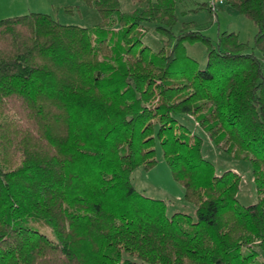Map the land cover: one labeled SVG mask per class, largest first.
<instances>
[{
    "label": "trees",
    "instance_id": "1",
    "mask_svg": "<svg viewBox=\"0 0 264 264\" xmlns=\"http://www.w3.org/2000/svg\"><path fill=\"white\" fill-rule=\"evenodd\" d=\"M80 1L98 23L0 19V264H264V0L223 4L255 25L252 45L193 20L175 30L177 0ZM197 42L202 67L186 50ZM201 134L250 162L254 203L202 156ZM158 149L192 213L132 184Z\"/></svg>",
    "mask_w": 264,
    "mask_h": 264
},
{
    "label": "rangeland",
    "instance_id": "2",
    "mask_svg": "<svg viewBox=\"0 0 264 264\" xmlns=\"http://www.w3.org/2000/svg\"><path fill=\"white\" fill-rule=\"evenodd\" d=\"M202 1L177 0L175 12L178 17V24L175 30L179 29L182 21L193 20L212 39H215L221 31L230 30L238 33L241 42H248L252 45L253 36L256 32V27L252 21L235 10L230 8L225 10L226 5H222L215 16L210 15L209 11L204 7L197 10L192 9ZM119 2L122 11H129L136 7V4L130 0H119ZM65 7H71L72 12H66ZM0 8L3 9L1 13L3 15L0 16V19L28 12H42L50 14L60 23L84 27H91L100 20L97 11L80 0H0ZM144 28L143 42L154 51L158 50L161 46V36L154 31L153 24H145ZM186 50L189 56L198 61L200 67L204 66L206 54L202 43L188 44L186 45ZM254 52L259 55L258 50L254 49ZM189 119L192 120V118ZM188 124L192 126L190 121ZM193 127L197 128L198 126L193 122ZM201 135L203 137L202 156L214 164L217 173L227 169L236 171L241 178L237 193L239 202L243 205L254 203L257 197L250 162L248 160L233 159L215 146L205 134ZM156 158L157 164L153 168L144 170L142 167H138L131 173L132 184L143 195L162 199L167 206V214L169 215L176 211L192 213L194 207L183 199V187L172 178L170 169L160 149L157 150ZM28 224L46 234L49 238H54L52 229L43 221L29 219ZM258 258L264 259L261 255Z\"/></svg>",
    "mask_w": 264,
    "mask_h": 264
},
{
    "label": "built area",
    "instance_id": "3",
    "mask_svg": "<svg viewBox=\"0 0 264 264\" xmlns=\"http://www.w3.org/2000/svg\"><path fill=\"white\" fill-rule=\"evenodd\" d=\"M213 16L216 15L217 10L224 4L225 0H205Z\"/></svg>",
    "mask_w": 264,
    "mask_h": 264
},
{
    "label": "crops",
    "instance_id": "4",
    "mask_svg": "<svg viewBox=\"0 0 264 264\" xmlns=\"http://www.w3.org/2000/svg\"><path fill=\"white\" fill-rule=\"evenodd\" d=\"M195 3H198V2H196V1H194ZM205 2V0H203L202 2H200L196 7H194V8H192L193 10H197V9H199V7L202 5V3H204ZM205 8V7H204ZM227 8H229V7H225V10L227 9ZM6 9H7V7H6ZM7 11H8V9H7ZM22 11V10H21ZM3 12V9H1L0 8V16H2L3 14H1ZM8 13V12H7ZM24 13V12H23ZM5 16V15H4ZM197 23V22H196ZM198 24V23H197ZM199 25V24H198Z\"/></svg>",
    "mask_w": 264,
    "mask_h": 264
}]
</instances>
